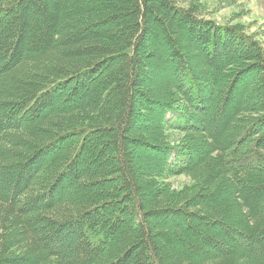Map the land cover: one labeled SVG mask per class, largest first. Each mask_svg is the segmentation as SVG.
I'll return each mask as SVG.
<instances>
[{"label": "trees", "instance_id": "obj_1", "mask_svg": "<svg viewBox=\"0 0 264 264\" xmlns=\"http://www.w3.org/2000/svg\"><path fill=\"white\" fill-rule=\"evenodd\" d=\"M203 7L0 0V264H264V45Z\"/></svg>", "mask_w": 264, "mask_h": 264}, {"label": "rangeland", "instance_id": "obj_2", "mask_svg": "<svg viewBox=\"0 0 264 264\" xmlns=\"http://www.w3.org/2000/svg\"><path fill=\"white\" fill-rule=\"evenodd\" d=\"M205 15L225 23L239 22L254 33L264 45V0H200ZM201 10V11H203ZM173 187L180 188L190 182L187 176L170 177Z\"/></svg>", "mask_w": 264, "mask_h": 264}]
</instances>
